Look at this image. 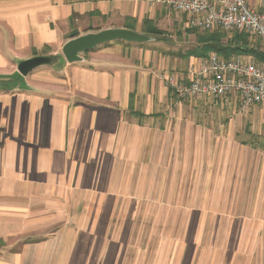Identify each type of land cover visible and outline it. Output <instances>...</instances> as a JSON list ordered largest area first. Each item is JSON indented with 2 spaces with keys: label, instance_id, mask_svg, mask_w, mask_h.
Returning a JSON list of instances; mask_svg holds the SVG:
<instances>
[{
  "label": "crops",
  "instance_id": "obj_1",
  "mask_svg": "<svg viewBox=\"0 0 264 264\" xmlns=\"http://www.w3.org/2000/svg\"><path fill=\"white\" fill-rule=\"evenodd\" d=\"M174 12L0 0V74L63 59L0 88V264H264V104L173 93L166 77L204 58L189 55L196 33L177 52L110 42L82 61L62 53L90 31L175 26ZM176 16L188 29L161 37L172 44L195 30Z\"/></svg>",
  "mask_w": 264,
  "mask_h": 264
},
{
  "label": "built area",
  "instance_id": "obj_2",
  "mask_svg": "<svg viewBox=\"0 0 264 264\" xmlns=\"http://www.w3.org/2000/svg\"><path fill=\"white\" fill-rule=\"evenodd\" d=\"M188 15L190 28L206 32L244 30L264 43V0H151ZM180 98L236 96L242 111L264 104V64L244 56L224 58L213 53L191 65L184 79L166 77Z\"/></svg>",
  "mask_w": 264,
  "mask_h": 264
},
{
  "label": "trees",
  "instance_id": "obj_3",
  "mask_svg": "<svg viewBox=\"0 0 264 264\" xmlns=\"http://www.w3.org/2000/svg\"><path fill=\"white\" fill-rule=\"evenodd\" d=\"M144 33L151 34L157 39L167 36L168 32L156 26L153 20H144ZM231 39H226L224 32L220 30L195 32L197 43L189 55L206 57L211 52H216L224 57L246 53L256 57L258 62H264V52L259 48L249 46L248 35L244 30H236ZM88 52V51H87ZM54 59V56H52ZM22 75L18 72L13 75L0 74V88L13 89L22 81Z\"/></svg>",
  "mask_w": 264,
  "mask_h": 264
},
{
  "label": "water",
  "instance_id": "obj_4",
  "mask_svg": "<svg viewBox=\"0 0 264 264\" xmlns=\"http://www.w3.org/2000/svg\"><path fill=\"white\" fill-rule=\"evenodd\" d=\"M113 40L145 43L157 40V37L135 29L126 27H108L97 31H90L68 39L62 46V53L69 63L82 61L83 53ZM52 57L37 55L18 63V71L26 76L31 70L44 63H51Z\"/></svg>",
  "mask_w": 264,
  "mask_h": 264
},
{
  "label": "rangeland",
  "instance_id": "obj_5",
  "mask_svg": "<svg viewBox=\"0 0 264 264\" xmlns=\"http://www.w3.org/2000/svg\"><path fill=\"white\" fill-rule=\"evenodd\" d=\"M179 15H180V13H179ZM172 16H173V18H178L179 21L181 20L179 22V24H175V26L174 25L172 26V24L168 21L167 23H162L161 27L164 30H166L167 32H169L170 34L178 33V32H181L183 34V33L187 32L188 28L185 27L186 25L184 26L185 18L184 17L182 18V16L181 17L176 16V12H174L172 14ZM216 30L222 31L221 29H216ZM194 31L196 32V30H194ZM194 31L192 33H189L186 38L184 37L185 35H183V37L181 39H175V37L172 38L173 41H174L173 44L171 42L163 41L161 38H159L157 40L150 41V42H145V43L128 42V41H124V40H113V41H111V43H117L121 47H123V48L125 47L126 50H128V48H134V47H137L139 45H141V46L145 45V46H151V47H154V48H157V49H167V50H170V51L177 52V50H186L187 48H191L193 46L194 40H195V34H194L195 32ZM212 31H214V30H212ZM222 32L225 33L226 39H231L233 37V35L235 34V32H231V33L225 32V31H222ZM247 35H248L249 46L255 47V48L258 47L259 50L264 52V43L258 37L253 36L252 34H250L248 32H247ZM108 43H110V42H108ZM108 43L102 44V45L98 46L97 48H95V49H93L91 51L85 52V53L82 54V56L90 57L95 51H97L98 49H100L103 46H106V44H108ZM213 53H216V52H211L209 55H211ZM216 54H218V53H216ZM218 55L221 56V57H224V56H222L220 54H218ZM236 56H244L246 58L255 59L256 60L255 56L249 55V54H246V53H242V54H239V55H232L230 57H236ZM230 57H224V58H230ZM62 60H63L62 56H54V59L52 60L51 63H44V64L39 65L38 67H36V68H34L33 70L30 71V75L38 72L41 69L51 70L53 64H59V63L62 62ZM262 64H264V62ZM259 111L264 114V107L260 106ZM260 123H261L260 128H263L262 131L264 133V119H261Z\"/></svg>",
  "mask_w": 264,
  "mask_h": 264
}]
</instances>
